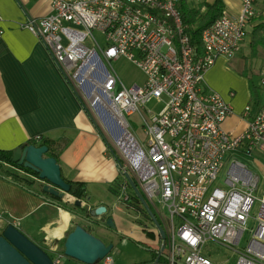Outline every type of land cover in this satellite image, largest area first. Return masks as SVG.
<instances>
[{
    "label": "built area",
    "instance_id": "built-area-1",
    "mask_svg": "<svg viewBox=\"0 0 264 264\" xmlns=\"http://www.w3.org/2000/svg\"><path fill=\"white\" fill-rule=\"evenodd\" d=\"M181 1L50 0L51 13L28 18L23 26L42 41L83 107L107 130L120 174L127 171L155 209L165 235L161 240L154 231L163 264H264V192L251 215L258 177L233 159L222 184L215 185L227 153L264 155V68L261 103L252 116L244 106L247 120L238 134L222 128L233 107L204 83L216 58L232 57L247 35L255 0H239L237 15L224 11L206 27L200 52L185 31ZM185 1L199 8L204 0ZM119 57L142 72L140 84L122 83L112 67ZM152 100L164 102L158 113L145 108ZM134 114L143 138L127 119ZM119 190L120 202L133 194L125 178ZM208 242L230 250L233 262L212 259ZM50 251L53 264H61L57 245L51 243ZM98 263L113 264V258L108 253Z\"/></svg>",
    "mask_w": 264,
    "mask_h": 264
},
{
    "label": "crops",
    "instance_id": "crops-1",
    "mask_svg": "<svg viewBox=\"0 0 264 264\" xmlns=\"http://www.w3.org/2000/svg\"><path fill=\"white\" fill-rule=\"evenodd\" d=\"M223 3L225 12L237 15L239 0H223ZM254 7L247 46L257 58L264 60V48H254L250 43L253 26L264 20V0H255ZM49 13L50 0H0V150L49 141L62 177L85 183L87 197L77 199L69 193H64L62 198L48 195L42 191L43 182L8 165L22 177L16 180L0 172V233L12 224L44 250L51 253L50 245L54 243L61 252L67 234L76 223L83 227L90 224L75 214L81 213L80 210L69 209L79 200L86 210L105 206L104 214L112 217L118 235L143 242L148 238L146 232L153 230L141 226L138 220L142 214L138 210L120 203L119 185L124 176L118 170L107 139L45 45L23 26L28 18ZM246 37L232 57H217L204 73V83L233 107V113L222 124L224 130L232 133L241 132L246 124L247 119L242 117L244 106L251 107L252 116L262 98L258 80L264 63L260 64L254 80L247 57L241 54ZM239 56L243 62H239ZM228 73L237 81L228 80ZM250 81L256 95L250 90ZM230 91L234 93L232 97ZM37 134L41 135L39 141L33 139ZM149 239L156 242L155 238Z\"/></svg>",
    "mask_w": 264,
    "mask_h": 264
},
{
    "label": "water",
    "instance_id": "water-1",
    "mask_svg": "<svg viewBox=\"0 0 264 264\" xmlns=\"http://www.w3.org/2000/svg\"><path fill=\"white\" fill-rule=\"evenodd\" d=\"M47 151L48 147L46 145L28 144L13 149L11 159L17 166H22L37 174L34 179L44 183L42 186L44 193L56 198H62L64 193L69 192L70 184L62 177L57 159L53 156H46ZM111 152L113 153L112 150ZM114 158L117 161L115 155ZM123 176L162 240L165 236L164 230L134 179L127 171L123 172ZM75 204L79 209H82L81 205L83 203L79 200ZM105 211V206L99 205L86 210V212H75V214L87 222L95 223L96 218L104 214ZM103 226L111 230L115 229L111 216L105 219ZM162 249L163 245L161 244L156 261L160 255L164 257L161 254ZM113 250L114 247L111 242H103L82 225L76 224L64 240L62 259L70 258L78 264H96ZM53 254L54 251L50 253L44 250L12 224H8L0 233V264H53L51 258ZM61 264L70 263L62 261Z\"/></svg>",
    "mask_w": 264,
    "mask_h": 264
},
{
    "label": "rangeland",
    "instance_id": "rangeland-1",
    "mask_svg": "<svg viewBox=\"0 0 264 264\" xmlns=\"http://www.w3.org/2000/svg\"><path fill=\"white\" fill-rule=\"evenodd\" d=\"M195 4L196 3L194 2H189V5L191 7L194 6ZM93 33L98 39V41L101 44H103L102 35L96 31H93ZM246 36H247L245 38L247 39L245 41L246 47L242 48L241 54L242 55L244 54L245 57H247L248 69H250V72L253 73L252 74L253 79L256 80L257 79L256 71L260 67V64L264 63V60L261 58H257L253 49L247 46L250 35L249 36L246 35ZM85 44L90 45L89 40H85ZM240 58L243 59L241 56H239V59ZM241 59L239 62H243V60ZM112 67L116 71L119 79L122 81V83L126 87H130L134 84H140L144 80V76L142 72L136 66H134L130 61H128L125 57H119L113 60ZM239 73L241 74L240 70H239ZM228 80H233V82L237 81V79L230 73H228ZM163 105H164V102L157 103L155 100H152L145 105V108L149 110L151 113H158L162 109ZM93 118L96 124L98 125L99 129L101 130V132L104 134L107 141H109L110 139L109 134L107 130L105 129V127L99 122V120L95 117V115H93ZM127 119L132 125V128H131L132 131H134L137 134V136H139V138H143V131L140 126V122L137 120V116L134 114V115L128 116ZM235 134H238V133H235ZM233 159H239L242 163H244L247 166V168L250 171L253 172V174H255L258 177V180H259L258 187L253 192V195L256 198L254 205L252 207V211H251V215H253L254 213H256V210H257L258 199H260L263 196V192H264V155L258 153L257 151H255L250 156H245V155L240 156L238 154H235L234 152L227 153L225 157V164L218 175V179L215 185L222 184V180L225 178L227 166ZM69 209L75 211V210H79V207L72 205L71 207H69ZM153 210L155 212L154 208ZM119 213H122V212H119ZM106 218H107L106 214H102L101 218L96 220L95 223L83 224V225L87 231H89L90 233H92L93 235L101 239L103 242L105 243L111 242L113 244L114 250L110 252L113 258V264H150L151 255H152L151 251H156L158 248V244L152 241L151 239H149V237L143 242H137L136 240L131 239V238H124L118 235L116 232L111 231L103 226V223ZM138 222L141 223V226L143 228L153 230V232L155 231L153 224L151 223V221H148V219H146L145 216L142 215L141 219H139ZM251 225H252V221L248 223V228ZM153 235H154L153 238H155V232L153 233ZM245 237H246V234L244 236V239ZM207 248L209 249L212 255V259H214L215 261H218L223 258H228L230 260V263H232L234 260V257H232V253L230 250L222 246H219L216 243L208 242ZM65 261L67 263L75 262L74 260L70 258H65ZM96 264H100V263H96Z\"/></svg>",
    "mask_w": 264,
    "mask_h": 264
},
{
    "label": "trees",
    "instance_id": "trees-1",
    "mask_svg": "<svg viewBox=\"0 0 264 264\" xmlns=\"http://www.w3.org/2000/svg\"><path fill=\"white\" fill-rule=\"evenodd\" d=\"M203 6V10H201ZM178 9L181 15V19L185 28V31L190 36V44L195 48L197 52L201 51L202 42H201V33L202 31L211 25L217 18H219L225 9L223 0H214L211 4L203 3L199 8H191L189 4L182 0L178 3ZM252 47L261 46L264 48V20H260L253 26L251 32V41ZM250 90L256 95V88L254 87L252 81H250ZM258 98V97H257ZM28 145V144H25ZM24 145V146H25ZM39 145H46L48 147V151L46 153L47 156L57 157L56 154L51 150L49 141L44 140ZM12 150H0V172L7 177L18 180L21 179V175L14 170L8 168L7 165L15 167L17 169L23 170L24 172L36 176L37 174L33 171L23 168L22 166H17L11 159ZM4 164V165H3ZM70 184L69 194L76 197L77 199H84L87 197V188L86 184L78 181H70L65 179ZM124 204L126 207H132L135 210H138L143 216H145L148 221H151L145 212L144 208L141 206L139 200L136 198L134 194H130L128 201L120 202ZM77 224V223H76ZM146 235L149 238H153L154 235L152 232L147 231ZM157 253H152L151 263L163 264L165 259L162 257L157 258Z\"/></svg>",
    "mask_w": 264,
    "mask_h": 264
},
{
    "label": "flooded vegetation",
    "instance_id": "flooded-vegetation-1",
    "mask_svg": "<svg viewBox=\"0 0 264 264\" xmlns=\"http://www.w3.org/2000/svg\"><path fill=\"white\" fill-rule=\"evenodd\" d=\"M81 212H86V209L85 208H82V209H79ZM90 223V222H89ZM91 224H93V223H91ZM107 228V227H106ZM107 229H109V228H107ZM109 230H111V229H109ZM111 231H114V232H116V230L114 229V230H111ZM66 262V261H65ZM67 263V262H66ZM70 264H78L77 262H70Z\"/></svg>",
    "mask_w": 264,
    "mask_h": 264
},
{
    "label": "bare ground",
    "instance_id": "bare-ground-1",
    "mask_svg": "<svg viewBox=\"0 0 264 264\" xmlns=\"http://www.w3.org/2000/svg\"><path fill=\"white\" fill-rule=\"evenodd\" d=\"M53 232H55V231H53Z\"/></svg>",
    "mask_w": 264,
    "mask_h": 264
}]
</instances>
